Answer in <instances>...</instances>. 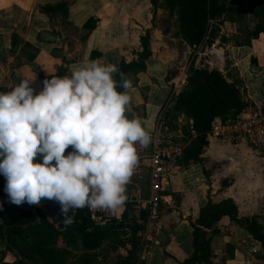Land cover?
<instances>
[{"label": "crops", "instance_id": "obj_1", "mask_svg": "<svg viewBox=\"0 0 264 264\" xmlns=\"http://www.w3.org/2000/svg\"><path fill=\"white\" fill-rule=\"evenodd\" d=\"M61 1L67 3L64 10L45 13L40 8ZM263 1L228 0L233 14L220 19L217 36L210 44L223 52L221 73L229 82L236 83L241 98L248 103L241 114L264 108V34L251 38L249 43L235 42L245 38L246 30L257 24L264 25V9L259 6ZM153 11L148 0H0V92L10 91L21 78L33 75L31 86L39 91L42 83L38 72L48 76L64 67L70 74L72 69L89 60L119 66L122 57L136 58L140 50L138 38L148 29L151 54L145 70L136 74V83L129 90L131 111L126 114L129 118H138L147 132L159 125V131L167 139L184 146L182 128L191 119L178 114L168 119L170 124L166 126L162 124L164 119L158 121V117L170 108L164 109V106L171 78L180 72L175 69L182 63L181 54L185 51L191 54L194 50L174 35L175 16L169 20L166 10L160 9V14L157 8L155 14ZM89 18L97 20L91 32L83 27ZM159 19L169 21L164 25L158 23ZM205 44L208 43L204 42L198 49ZM92 53L99 55L92 57ZM221 122L216 118L214 125ZM147 148L138 147V155ZM201 157V162L190 161L187 165L179 164L177 158L165 177L161 227L153 242L145 247V258L140 264L186 261L193 253V225L208 199L213 202L232 199L239 216L257 215L264 228V161L257 158L244 140L230 136L219 138L213 131L207 134ZM133 181L132 175L126 186L127 200L118 213L121 216L128 209L130 224L142 227L137 231L140 238L145 210L129 201ZM135 185L142 194L147 192L145 170ZM206 232L212 253L210 262L193 264H264V255L255 253L261 249L258 243L227 216ZM4 248L0 241V251ZM129 248V245L120 247L117 253L124 256ZM13 260V253L6 251L4 261Z\"/></svg>", "mask_w": 264, "mask_h": 264}, {"label": "clouds", "instance_id": "obj_2", "mask_svg": "<svg viewBox=\"0 0 264 264\" xmlns=\"http://www.w3.org/2000/svg\"><path fill=\"white\" fill-rule=\"evenodd\" d=\"M34 79L0 92V176L8 202L55 201L64 226L77 209L115 213L127 200L138 147L152 143L141 121L126 114L132 81L118 65L96 60L44 79L39 91Z\"/></svg>", "mask_w": 264, "mask_h": 264}, {"label": "trees", "instance_id": "obj_3", "mask_svg": "<svg viewBox=\"0 0 264 264\" xmlns=\"http://www.w3.org/2000/svg\"><path fill=\"white\" fill-rule=\"evenodd\" d=\"M148 1L154 14L156 8H160L167 11L166 17L175 16L174 35L192 50L206 41L211 44L217 36L220 19L224 16L230 17L234 11L228 0ZM66 4V1H61L40 8L49 13L64 10ZM259 6L264 9V1ZM96 23V19L89 18L83 27L87 32H91ZM261 33L264 34V25L257 24L253 29L246 31L242 41L236 40V44L249 43L251 38ZM138 43L140 50L137 51L136 58L126 60L122 57L118 66L119 72L124 73L125 78L130 79L133 85L136 83V74L145 70V62L151 54L148 29L139 36ZM93 55L98 56L99 53H92V57ZM63 75H67L64 67L58 68L54 74L48 76L38 72L41 83L50 76ZM114 78L120 80L118 74ZM247 106L248 103L241 98L236 83L229 82L224 74L216 70L190 67L187 70L186 82L168 109L170 115L168 112L164 114L163 111L158 121L163 118L162 124L169 126L168 119L172 120L178 114L192 120L182 128L185 144L178 158L179 164L187 165L190 161L201 162V155L207 145V134L216 118L221 121L233 119ZM69 150L70 148L66 149L65 154ZM4 185V177L0 176V241L5 246L4 250L0 251V264H140L138 255L142 246L137 231L142 227L130 224L127 218L128 209L120 218L112 219L102 226L91 222L87 207L77 209L72 214L73 222L59 229L50 222L39 205H15L8 202ZM71 213L72 210L69 214ZM223 216L243 227L259 247L264 249V228L257 215L239 216L237 206L230 198L218 202L208 199L200 208L193 225V253L181 264L210 262L212 253L206 229ZM126 245L130 246L127 254L119 255L118 249ZM6 251L13 253V261H4ZM14 251H17V254H14Z\"/></svg>", "mask_w": 264, "mask_h": 264}, {"label": "built area", "instance_id": "obj_4", "mask_svg": "<svg viewBox=\"0 0 264 264\" xmlns=\"http://www.w3.org/2000/svg\"><path fill=\"white\" fill-rule=\"evenodd\" d=\"M202 44L200 45L202 46ZM198 47L191 54L187 51L182 54V63L178 68L180 72L171 78V89L164 109L171 106L172 99L186 82L189 67L207 71H223L224 55L220 48L210 46V44H205L199 49ZM241 113L235 118L227 119L217 125H214L213 122L211 131L219 138L230 136L244 140L257 158L264 161V111L257 108L254 111ZM158 126L149 131L152 143L138 155V165L133 173V194L129 199L137 207L145 210L143 229L140 233L142 246L138 255L140 261L145 258L144 249L148 242H153L154 235L161 227L160 205L164 179L171 172L175 160L180 157L183 149L181 143L167 139L159 131ZM191 132L193 133V131ZM144 170L147 173V192L142 194L135 183L141 178ZM87 211L91 222L97 226L105 225L112 219L120 218L118 210L113 213L107 209L89 210L87 208Z\"/></svg>", "mask_w": 264, "mask_h": 264}, {"label": "water", "instance_id": "obj_5", "mask_svg": "<svg viewBox=\"0 0 264 264\" xmlns=\"http://www.w3.org/2000/svg\"><path fill=\"white\" fill-rule=\"evenodd\" d=\"M157 11H160V9L157 8ZM192 121V120H191ZM39 160V156L36 158V161ZM34 161V162H36ZM41 204H45L48 206L49 208V220L50 222L57 226L59 229H62L64 227V225L61 223L63 217L60 213V207L59 204L55 201L52 200H47V199H41V201L39 202V205ZM24 207H28L27 205H24ZM71 211V209L69 210V212ZM257 255L261 256L264 255V249L261 248L259 249L257 252H255ZM14 254H17V251H14Z\"/></svg>", "mask_w": 264, "mask_h": 264}, {"label": "rangeland", "instance_id": "obj_6", "mask_svg": "<svg viewBox=\"0 0 264 264\" xmlns=\"http://www.w3.org/2000/svg\"><path fill=\"white\" fill-rule=\"evenodd\" d=\"M158 14H160V11L158 12ZM161 18H162V17H161ZM161 18H160V19H161ZM167 18L170 20L171 16H170V17H167ZM160 19L158 20V23H159V24H164V25H166V23L169 21V20L166 19L165 21H163V22H164V23H163L162 20H160ZM246 31H247V30H246ZM246 31H245V32H246ZM173 33H174V32H173ZM241 41H242V40H241ZM235 42H236V41H235ZM206 43H207V41H206ZM180 51H181V49H180ZM181 55H182V54H181ZM191 67H192V66H191ZM189 68H190V67H189ZM192 68H193V67H192ZM175 71H179V70H178V69H175ZM162 133H163V132H162ZM164 134H165V133H164ZM39 207L42 209L43 213H44V214L48 217V219H49L50 216H49V208H48V206L45 205V204H41V205H39Z\"/></svg>", "mask_w": 264, "mask_h": 264}]
</instances>
